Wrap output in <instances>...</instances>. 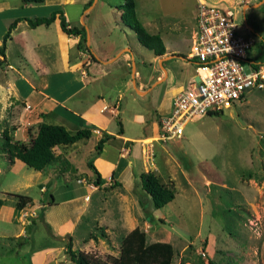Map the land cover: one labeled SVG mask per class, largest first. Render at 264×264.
<instances>
[{"label": "rangeland", "instance_id": "rangeland-1", "mask_svg": "<svg viewBox=\"0 0 264 264\" xmlns=\"http://www.w3.org/2000/svg\"><path fill=\"white\" fill-rule=\"evenodd\" d=\"M9 1L14 4L19 2ZM121 2L90 0L88 5L83 4L82 9L91 8L85 12L81 22L87 40L89 29L92 31L94 28L104 43L118 41L122 43L121 49H125L123 52L128 53L129 47H132L139 53L134 55L129 66L122 58L111 63L115 90L109 93L108 98H103L108 101V106L116 100L125 109L110 120L108 129L117 130L116 122L121 121L129 135H152V122L162 115L158 103L164 100L163 111L168 110L172 95L194 72L192 64L184 57L190 42L189 34L194 27L195 0H134L137 19L149 32L158 31L172 55L161 63L151 58V53L139 45L131 31L123 30L119 25L115 6ZM245 3L247 7L244 9L243 3L239 6L237 2L219 5L234 6L239 24L237 32L252 39L249 55L259 59L264 55V0H248ZM66 8L70 15L79 17L80 11L77 14L72 10L76 8L74 4L69 3ZM89 25L92 28H88ZM92 35L95 37V33L92 32ZM54 65L61 67L59 60ZM134 68L140 75L136 79L138 84L150 82L149 75L154 77L162 68L168 71V76L154 85L150 82L144 86L149 90L139 94L132 82L135 79ZM124 82L126 85L122 87ZM170 88L174 89L173 92ZM136 112L141 115L139 122L133 116ZM68 114L66 116L76 123V119ZM105 115L109 118L108 113ZM32 135L30 133L29 137ZM145 143L142 148L148 159L143 163L144 169L156 167L173 188L174 198L155 209L150 198L140 191L137 174L126 190L113 179H108L106 186L96 189L98 197L105 200L104 206L98 211L91 207L90 213L86 212L80 219L72 232L73 237L69 236L70 248L75 253H86L95 260L108 262L118 256L122 238L137 227L145 233L146 243L163 241L171 244L170 264H208V261L213 264H264V89L250 92L240 103L219 115L192 118L185 123L179 138L159 141L153 134V138ZM84 144L83 150L73 158V164L83 178L85 175L81 172L90 170L86 161L92 159V154L88 151L94 146H90V140L84 141ZM137 145L135 151H138ZM136 154L139 155V152ZM99 169L104 177L109 176L107 170ZM133 169L136 171L138 165L134 164ZM79 176L54 177L47 185L44 200H50L49 194L56 201L76 194L85 186L76 182ZM137 198H144V210ZM19 203H14L18 207L13 221L25 228L29 220L37 222L40 219L42 202L39 209L33 203ZM24 203L27 204L21 206ZM148 217L153 219L149 221ZM69 227L66 221L61 231ZM13 228L15 225L12 222L8 224L0 220V233L11 234ZM48 231L50 229L47 230L46 226L33 223L22 235L23 240L10 238L0 241V264H31L32 254L35 264H74L65 249L67 232L52 237ZM45 248L48 249L47 256L36 263L35 256L42 254Z\"/></svg>", "mask_w": 264, "mask_h": 264}, {"label": "crops", "instance_id": "crops-1", "mask_svg": "<svg viewBox=\"0 0 264 264\" xmlns=\"http://www.w3.org/2000/svg\"><path fill=\"white\" fill-rule=\"evenodd\" d=\"M81 1L87 3L89 0ZM197 1L194 2V15ZM205 1L218 5L236 4L237 2V0ZM247 1L243 2L242 9L247 7L245 3ZM69 3L75 5L76 8L72 10L76 11L77 14L80 11L78 19L74 17L75 15H70L66 8ZM86 3L83 4L86 5ZM83 4L74 0H42L27 4H21L20 0L15 4L9 0H0V41L9 23L16 18H21L16 21L14 27L10 30L5 44L4 56H0V60H2L0 64V143L4 131L10 142L26 143L29 134H33V130H36L35 126L40 122L62 124L66 128H70L77 125L79 119H82L92 126L88 138L79 139L68 145L55 146L53 151L56 159L42 171L29 168L16 158L8 161L5 154L0 150V220L8 224L12 222L15 225L11 234L8 232L0 233V241L2 242L8 241L10 238L22 237L25 233L26 227L24 228L13 221L16 216L14 208L18 207L14 205L16 201L20 202L19 204H22L21 202L36 204L38 209L39 203L42 202L43 208L39 213L40 219H37V222L34 220V223L46 226L47 230L50 229V236L52 237L64 235V232L72 236L74 228L91 207L98 211L104 206L103 202L105 200L100 199L96 191L98 187L106 186L108 184L107 180L113 179L114 182L126 190L127 186L135 181L133 179L135 174L138 177L140 172L147 170L143 167V163L147 161L146 155L145 152L144 154L140 152V149L145 142H149L153 138V134H156L157 119L152 122L154 129L152 135H129L126 133L121 121H119L121 132L118 133V128L117 130L108 129V124L113 117L119 115L125 108L121 107L116 100L113 105L108 106V101L103 98V96L108 98L109 93L115 90L113 88L114 73L110 70L111 63L122 58L125 61L124 64L129 66L130 61L133 63L132 58L134 55H139V53L132 47H129L128 53L123 52L125 49H121L122 43L118 41L112 40L109 43H104L96 32L97 29L94 28L92 31L89 29L88 40L83 43L82 49H77L79 36L62 34L58 29L57 19L47 25L41 24L35 27H30L23 19L25 17L48 16L53 10L60 9L67 26L80 27L82 26L83 17L86 16L85 12L91 8V6H88L86 9H82ZM232 7L234 6L232 5ZM117 12L119 15L118 10ZM119 25L123 30L125 29L122 24ZM88 28H92L91 25ZM246 28L249 29L248 26ZM92 32L95 33V37ZM156 33L158 34V31ZM165 50L167 53L163 56L169 55L171 57L172 55L168 53L166 47ZM114 51L116 53H113ZM169 57H165L162 61ZM151 58L158 60V57L153 55ZM77 59L79 61L76 64ZM56 60H59L61 67H55ZM133 75L135 88L142 92L139 94H143L149 90V87L144 89V86H147L150 82L151 85H154L158 79L160 81L167 79L168 71L162 68L154 77L149 75L150 82L148 83H137L136 79L140 75L135 68ZM151 77H153V81ZM193 77L194 72L192 77L184 82L183 86V83L179 85L175 93L186 86ZM103 81H105V85H101ZM125 85L126 82L123 83L122 87ZM170 89L173 92L174 89ZM118 97L119 94L116 99ZM163 103L164 100H161L157 106L162 115L170 110L169 106L168 110L163 111L165 110ZM124 105L127 107L126 103ZM107 113L109 118L105 115ZM66 114L76 119V123L71 121ZM133 116L138 122L141 120V115L138 112ZM102 132H106L114 138L107 140L102 145L100 154L94 155L93 148L88 151L89 154H92L90 157L93 166L103 180L99 186H94L91 183L92 172H89L90 170L87 173L81 172L85 175V178L80 177V171L74 166L73 158L80 153V150H83L84 141L90 140V146H92ZM34 135L30 136L29 139ZM136 145L139 146L138 151H135ZM138 152L139 155L136 154ZM134 164L138 165L136 171L133 169ZM99 168L107 170L109 176L104 177ZM149 169L157 171L156 167H149ZM58 175L79 176V178H76V182L84 184L85 186L82 189L85 191L80 189L76 194L58 201L54 199L52 194H49L50 200L45 201L44 196L48 190L47 185ZM35 188H37L36 191ZM94 194L96 195L93 196ZM134 201L136 203L135 199ZM27 203L21 206L24 207ZM66 221L70 225L69 230L61 231ZM47 250L45 248L42 254L37 253L35 256L36 263L47 256ZM32 258H34V254L31 255L30 262L35 264Z\"/></svg>", "mask_w": 264, "mask_h": 264}, {"label": "trees", "instance_id": "trees-1", "mask_svg": "<svg viewBox=\"0 0 264 264\" xmlns=\"http://www.w3.org/2000/svg\"><path fill=\"white\" fill-rule=\"evenodd\" d=\"M42 0H20L21 4L37 3ZM90 0L86 3L88 5ZM119 11V19L122 26L131 31L136 41L140 46L150 51L153 56L161 57L165 52V47L162 39L157 33L149 32L137 19L135 14L134 0H122L121 3L115 6ZM21 18H16L9 23L7 30L1 37L0 41V56H4L6 40L9 37L10 30L14 27L16 21ZM30 27L37 25H47L51 21L57 19V25L60 32L64 35L79 36L77 42V49H81L82 43L85 42V30L82 26H67L62 11L60 9L53 10L48 16L23 18ZM182 57V56H181ZM2 60H0V64ZM221 112H208V115H219ZM118 125V133L121 132L120 122ZM92 126L79 119L77 125L66 128L62 124H50L40 122L37 125L36 133L29 139L28 143L10 142L6 133L2 135V143L0 150L3 152L8 161L16 158L23 162L27 167L37 171H42L47 165L51 164L55 159L53 148L55 146H63L71 144L79 139L88 138ZM114 138L112 135L102 132L100 137L96 140L93 150L94 155L100 154L102 145L109 139ZM86 166L91 170L93 179L91 183L94 186H99L102 183V178L99 172L93 166L91 159L86 161ZM112 176V175H111ZM139 189L148 196L151 200L152 206L157 209L170 202L174 198V190L169 182H166L163 177L154 169H147L138 175ZM144 198H137V202L142 210V202ZM1 203V200H0ZM15 212L17 208H14ZM147 216V214H146ZM152 217H148L151 221ZM34 220H29L26 225V231L31 227ZM51 235V232L48 231ZM23 240L22 237H17ZM65 249L68 253L69 259L74 264H170L172 259V246L168 242L153 241L151 243L145 242V233L137 227L131 229L121 240L119 246V253L117 257L110 261H98L90 257L86 253H75L70 248V237L67 235ZM208 264H213L208 261Z\"/></svg>", "mask_w": 264, "mask_h": 264}, {"label": "built area", "instance_id": "built-area-1", "mask_svg": "<svg viewBox=\"0 0 264 264\" xmlns=\"http://www.w3.org/2000/svg\"><path fill=\"white\" fill-rule=\"evenodd\" d=\"M244 1L237 3L241 6ZM234 12L233 7L205 0L196 2L194 27L184 59L193 65L197 81L193 77L175 93L169 112L158 116L157 140L179 138L192 118L222 112L250 92L264 89V55L259 59L249 55L253 41L237 32L239 24Z\"/></svg>", "mask_w": 264, "mask_h": 264}, {"label": "water", "instance_id": "water-1", "mask_svg": "<svg viewBox=\"0 0 264 264\" xmlns=\"http://www.w3.org/2000/svg\"><path fill=\"white\" fill-rule=\"evenodd\" d=\"M84 30H85V29H84ZM249 30H250V28H249ZM85 41L87 42V35H86V32H85ZM165 57H169V55H167V56H165ZM165 57H164V56H162V57H158V62L160 63V61H162ZM181 58H182V57H181ZM159 81H160V79L156 80L155 82H159ZM194 81H197V77H196V76H194ZM132 82H134V81L132 80ZM133 86L135 87L134 83H133ZM135 91H136L137 93H142L141 91H138L136 88H135Z\"/></svg>", "mask_w": 264, "mask_h": 264}]
</instances>
